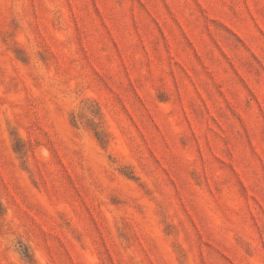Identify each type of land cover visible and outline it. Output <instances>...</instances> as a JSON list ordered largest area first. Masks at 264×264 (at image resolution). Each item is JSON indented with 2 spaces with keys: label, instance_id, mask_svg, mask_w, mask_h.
<instances>
[{
  "label": "rangeland",
  "instance_id": "obj_1",
  "mask_svg": "<svg viewBox=\"0 0 264 264\" xmlns=\"http://www.w3.org/2000/svg\"><path fill=\"white\" fill-rule=\"evenodd\" d=\"M0 264H264V0H0Z\"/></svg>",
  "mask_w": 264,
  "mask_h": 264
}]
</instances>
